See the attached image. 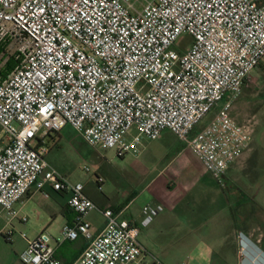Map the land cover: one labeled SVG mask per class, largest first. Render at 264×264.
Here are the masks:
<instances>
[{
    "label": "built area",
    "instance_id": "2783aa9c",
    "mask_svg": "<svg viewBox=\"0 0 264 264\" xmlns=\"http://www.w3.org/2000/svg\"><path fill=\"white\" fill-rule=\"evenodd\" d=\"M181 35L190 44L177 52ZM3 43L16 48L0 77V211L25 222L14 206L32 188L67 193L75 220L57 240L88 242L74 264H139V228L163 208L142 206L137 224L102 210L105 226L93 236L86 216L98 208L82 183L46 162V136L69 126L123 158L167 130L219 183L249 147V128L228 110L264 60V0H0ZM49 239L27 241L19 262L60 264Z\"/></svg>",
    "mask_w": 264,
    "mask_h": 264
},
{
    "label": "crops",
    "instance_id": "0c3cea01",
    "mask_svg": "<svg viewBox=\"0 0 264 264\" xmlns=\"http://www.w3.org/2000/svg\"><path fill=\"white\" fill-rule=\"evenodd\" d=\"M2 55L3 51L0 58ZM1 62L0 77H3L8 71ZM150 147L147 154L152 160L150 168L143 164L137 167V191L123 193L115 200L109 194L89 191L83 184L84 194L98 208L86 216L91 234L96 236L105 226L102 210L109 209L119 220L137 224L142 206L161 205L163 210L151 223L139 228L138 242L147 252L139 264H153L152 257L159 264H264V207L251 206L250 198L243 192H195L209 174L186 144L169 131L161 132L155 141H143L138 153L130 155L137 157ZM35 196L43 204L26 211ZM68 197L67 193L46 185L42 191L32 188L15 204L19 217L28 221L29 215L37 230L30 238L24 235L19 252L41 232L54 240L51 247L60 264L76 262L88 242L81 237L73 241L57 240L61 228L75 220ZM0 264H6L1 254Z\"/></svg>",
    "mask_w": 264,
    "mask_h": 264
},
{
    "label": "rangeland",
    "instance_id": "374dc122",
    "mask_svg": "<svg viewBox=\"0 0 264 264\" xmlns=\"http://www.w3.org/2000/svg\"><path fill=\"white\" fill-rule=\"evenodd\" d=\"M189 44L190 37L181 35L172 49L183 52ZM6 45L4 54L0 58L1 63L15 52V44L6 43ZM224 102L225 98L219 101L194 128V132L206 125ZM228 113L237 123L249 128L251 132L249 147L229 166L221 183L209 174L202 179L194 191L243 192L250 198L248 203L251 206L264 207V60L250 72L240 94L231 103ZM1 142L2 139L0 144ZM43 145L47 148L45 156L47 162L67 180L85 184L89 191L109 194V197L115 200H119L123 193L131 194L139 189L135 183L137 167L143 164L150 168L152 161L150 155H147L151 147L137 157L128 154L124 158H119L113 150H103L86 144L70 127H65L58 134L46 136ZM97 178L102 179L100 188ZM42 204L43 200L35 196L28 203L26 211L32 206ZM23 213L27 215L26 212ZM27 216L28 221L23 223L17 219L8 222L4 213L0 211V254L6 264H19V248L24 243L22 235L30 238L37 233L31 217ZM9 232L11 235L6 239L5 234ZM49 245H54V240L51 238Z\"/></svg>",
    "mask_w": 264,
    "mask_h": 264
},
{
    "label": "trees",
    "instance_id": "16d2710c",
    "mask_svg": "<svg viewBox=\"0 0 264 264\" xmlns=\"http://www.w3.org/2000/svg\"><path fill=\"white\" fill-rule=\"evenodd\" d=\"M5 46H6V43L1 44V46H0V53L3 51V49L5 48ZM14 64H15V61H14L13 57L12 56L9 57L6 60L5 64H4V67H5L6 71L9 72L14 67Z\"/></svg>",
    "mask_w": 264,
    "mask_h": 264
}]
</instances>
